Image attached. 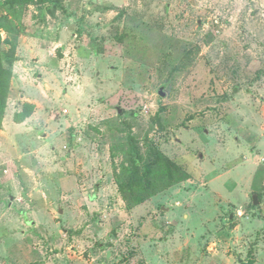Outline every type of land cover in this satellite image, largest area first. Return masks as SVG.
I'll list each match as a JSON object with an SVG mask.
<instances>
[{"label": "rangeland", "instance_id": "rangeland-1", "mask_svg": "<svg viewBox=\"0 0 264 264\" xmlns=\"http://www.w3.org/2000/svg\"><path fill=\"white\" fill-rule=\"evenodd\" d=\"M5 2L0 264H264V0Z\"/></svg>", "mask_w": 264, "mask_h": 264}, {"label": "trees", "instance_id": "trees-1", "mask_svg": "<svg viewBox=\"0 0 264 264\" xmlns=\"http://www.w3.org/2000/svg\"><path fill=\"white\" fill-rule=\"evenodd\" d=\"M6 5L9 7L15 6H28L34 4L37 7L42 8L43 6L52 5L53 8L60 4V0H6ZM8 43L7 41L3 42ZM16 61L15 49L10 47L9 49L1 48L0 46V113L3 112L5 104L8 99L10 82L12 79V68ZM32 112L31 105H25L24 109L14 115V121L16 123L23 122L26 118L30 116ZM137 149L132 147L130 151L131 155V171L136 174L139 170L140 154L136 152Z\"/></svg>", "mask_w": 264, "mask_h": 264}, {"label": "water", "instance_id": "water-1", "mask_svg": "<svg viewBox=\"0 0 264 264\" xmlns=\"http://www.w3.org/2000/svg\"><path fill=\"white\" fill-rule=\"evenodd\" d=\"M160 96H161V97L164 96V94H163L162 91H160ZM200 157H201V155H200ZM252 202H253V205H254V206H257V205H258V201H257V196H256V195H254V196L252 197ZM232 216H233V215H230V219H232Z\"/></svg>", "mask_w": 264, "mask_h": 264}]
</instances>
